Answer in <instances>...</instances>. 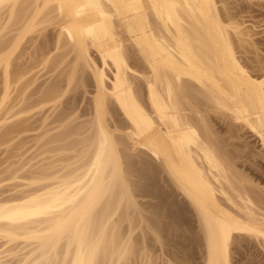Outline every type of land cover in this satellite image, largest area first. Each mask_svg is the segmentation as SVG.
<instances>
[{"label":"bare ground","instance_id":"6f19581e","mask_svg":"<svg viewBox=\"0 0 264 264\" xmlns=\"http://www.w3.org/2000/svg\"><path fill=\"white\" fill-rule=\"evenodd\" d=\"M26 3L33 5L28 14ZM56 19L58 43L65 40L75 66L93 78L94 118L89 133L80 136L76 156L65 157L63 152H70L66 138L59 145L47 130L40 136L49 139L42 147L55 141L63 147L58 153L53 151L57 145L53 150L40 146L37 155L25 158L24 150L8 161L21 151L15 136L30 129L34 117L29 115L42 105L34 107L38 98L28 105L30 98L24 97L37 78L27 68L13 73L7 46L0 51V146H6L0 184L6 175L16 183L12 193L0 197V264L123 261L133 249V229L129 225L122 237L119 226L129 218L127 210H140L123 159L137 149L162 166L193 211L203 264H232L235 237L264 245V235L258 234L264 201L236 170L208 119V113L218 114L232 138L244 129L264 150V60L255 52L250 31L228 12L226 0H0L1 26L24 22L12 38L13 51L37 25ZM55 89L43 90L42 103L62 95ZM25 104L35 110L19 108ZM110 104L125 121L122 129L105 119L112 115Z\"/></svg>","mask_w":264,"mask_h":264},{"label":"rangeland","instance_id":"374dc122","mask_svg":"<svg viewBox=\"0 0 264 264\" xmlns=\"http://www.w3.org/2000/svg\"><path fill=\"white\" fill-rule=\"evenodd\" d=\"M256 2V0H252V2L246 0H226V7L234 19L239 23H243V27L250 31L255 52L264 60V5L258 6ZM32 6L29 3L24 4L23 8L26 14L31 11ZM4 17L5 14L2 20H4ZM3 22L5 23L6 21ZM18 22L20 21L7 23L6 26L0 25L3 29L0 31V51L5 49L8 51L10 61H12L11 66L13 65V68H10V70L16 69L13 73L27 68L24 71L30 70L28 75L37 78V81L35 80V83L26 91L27 94L25 93L28 98L24 97L26 100L30 98L26 104L29 105L31 103L33 106V102L38 98L36 104L38 102L39 104H34V107L36 108L37 106L38 108V105L42 106L41 111L39 109L38 111L40 112L38 113L34 107H27L28 105L25 104L26 106L23 108L18 105L23 110L26 107L31 108V110L34 108V114L36 115H29L34 117L30 124L31 127L29 126L30 129L28 131L31 130L30 132H23L22 135L19 134V137L15 134L16 138L14 142L20 143L21 151L19 149L18 153H15L17 152L15 151L14 157L12 156V159L9 158L10 160L8 159V161H12L13 158V161H15L24 150H27L24 156L27 158L33 156V154L37 155L42 149L46 150L47 146L50 148L57 145L54 144V141L52 146L45 144L46 147L44 145V148L42 147V144L51 139V136H53L52 138L56 136L54 138L56 139V143L59 141V145L62 146H64L65 140L63 141V138L65 137L66 145L69 144V146L65 145L64 147L70 150V152L66 150L67 152L64 151L63 155L65 157L76 156V153L78 154L81 149L80 140L82 138L80 139V136L84 137L86 133H89V128L92 126V124L89 125L92 123L90 119L92 118L91 121H93L94 118V112L90 110V108L93 109L90 99L95 93L93 78L89 71L85 69L83 71L79 65L75 66V54L73 55L72 52H69L71 48H68L66 41L60 39L58 43L57 19L49 23L37 25L36 29L34 28L29 35L22 38L23 40L20 45L18 44L17 48L15 47L16 50L13 51L12 38L18 32L20 26L21 28L24 26L23 21ZM9 40L10 43H8ZM4 46L7 47L5 48ZM248 56L254 57V54L251 53ZM41 59L45 61V64H43L44 61ZM73 65L75 69L77 67L78 72L74 68L70 70ZM132 65L137 70H141L142 65L140 63L136 64L134 62ZM134 65L140 67L137 68ZM71 71H73L74 79H72L71 75L69 76ZM250 71L253 72V69H250ZM1 77L2 74L0 73V90L2 87ZM70 77L71 80H69ZM67 80L68 86H66ZM136 83L138 85L142 84L139 80ZM49 86L51 88L57 87L55 90L58 94L61 92L63 96L60 94L62 98L59 95L60 97L54 101L55 103H42L40 98L45 92L43 90H48ZM60 88L69 89L65 91ZM51 103L58 105L54 106ZM23 105L20 103V106ZM109 106L115 108L112 104L108 105V109L112 110L109 113L111 112L112 115L109 116L111 118L108 117V114L106 115L107 118L105 116L107 123L111 126L113 125L112 122L118 123V127L122 129V125L124 126L125 123L123 117L117 110L110 109ZM19 108L17 110H20ZM90 111L93 112H91L93 116ZM212 114V112L208 113L210 117L208 119L213 125V130L218 139H224L222 141L226 144V150L229 155L234 159L236 170L249 181L248 187L264 201V150L259 139L244 129L237 133V137L232 138L227 132L226 125L219 119L217 120L218 114H216L217 116ZM112 117L114 118L112 119ZM44 120L46 121L44 122ZM41 123L43 124L42 126ZM87 128L88 132L85 130ZM47 130L50 131H48L49 139H46L47 141L44 139L45 142L41 138V133L43 134ZM74 132H78L79 135ZM64 134H68V137ZM39 137L42 141L38 142L37 138ZM59 137L62 138L60 140L63 143L57 140ZM40 146L42 149H40ZM55 147L56 150L52 147L54 152H57V149L63 148H60L58 145ZM75 149H77V152ZM5 150L6 146H0V162L5 157ZM61 155L59 153V157H62ZM123 161L130 189L140 210H125L128 212L129 218L121 222L119 226L120 233L122 237H127L130 225L131 229H133L131 238L134 243L132 245V252L118 264H203L204 249L202 235L194 213L191 208L189 209L185 205L182 197L178 195L177 190L168 179L162 166L147 153L138 149L129 152ZM1 179L0 197L2 198V196L13 192V186L16 183L9 181L8 175L6 177L2 176ZM147 256L151 261L146 258ZM230 260L232 264H264V245L257 243L253 239L235 237L230 246Z\"/></svg>","mask_w":264,"mask_h":264},{"label":"snow or ice","instance_id":"6c2138e0","mask_svg":"<svg viewBox=\"0 0 264 264\" xmlns=\"http://www.w3.org/2000/svg\"><path fill=\"white\" fill-rule=\"evenodd\" d=\"M261 87L264 88V81L261 82ZM258 234L264 235V225L261 226L260 232Z\"/></svg>","mask_w":264,"mask_h":264}]
</instances>
